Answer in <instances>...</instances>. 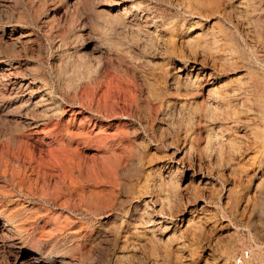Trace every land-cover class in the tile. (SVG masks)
Returning <instances> with one entry per match:
<instances>
[{"label":"rangeland","instance_id":"374dc122","mask_svg":"<svg viewBox=\"0 0 264 264\" xmlns=\"http://www.w3.org/2000/svg\"><path fill=\"white\" fill-rule=\"evenodd\" d=\"M111 1L0 0V221L20 228L14 244L0 232V264H235L245 249L264 264V0ZM202 64L239 93L230 108L185 95L180 69ZM26 76L73 108L14 137Z\"/></svg>","mask_w":264,"mask_h":264},{"label":"bare ground","instance_id":"6f19581e","mask_svg":"<svg viewBox=\"0 0 264 264\" xmlns=\"http://www.w3.org/2000/svg\"><path fill=\"white\" fill-rule=\"evenodd\" d=\"M136 1L138 0H120L121 9L125 12L128 11L129 9L131 10L132 4H134ZM199 1L200 0H180V5H182L186 9H192V6L195 7V3L196 2L199 3ZM114 2L115 1H111V0H99V4L101 5V7H108L109 10L111 11L114 7L113 5ZM129 14L132 16L133 20L139 21L141 23H148V20L152 18V17L151 18L149 17V14H147L146 11L141 12V13L130 11ZM170 41L171 43L174 41V35L170 36ZM185 68L180 69L182 73L180 74L179 77H182L188 82L193 83L192 88H190V90L187 89L185 95H191L193 99L197 101V104L199 103L201 106H204V104L210 103L211 105H214L215 107H218V108L220 107L230 108L232 106V100L235 102L239 100V93L237 92V90L234 89L232 90V92H229L228 90H225L223 88L224 87L223 85H217L219 83L217 80V77H215L212 71L207 70L205 65L202 64L201 66H195L194 69L192 68L190 70L185 69ZM4 69L9 70L7 63L0 64V71ZM0 74H3V73L1 72ZM7 74L8 76H11L13 72H8ZM40 78H41L40 76L20 77L19 79H16L14 84L12 85V91H11L12 97L11 98H12L14 108L19 109L24 113L23 115H21V121H17L14 119L12 120V118L8 120L10 133L14 137L16 136L25 137L24 135L29 136L30 134H32V132H38V129L40 126L47 127L49 118L51 116L50 114L52 111H56V110L66 111L69 107L73 108L71 107V105L68 104L69 102L66 99V97L61 98L60 101L58 100L56 101L54 98V94H53L54 90L49 86L48 83L44 81H39ZM79 89H71L68 95L75 96L77 94H80L78 93ZM260 97L261 96H255L254 103L258 102L264 113V105L262 103L264 102V94L262 95L261 98ZM101 115L103 116V119H106V122L115 121L117 117L115 114H113L112 110H108V109L104 110V112ZM101 124H102V121H101ZM20 131L23 132V134H20L19 133ZM14 132H18V134L15 135ZM41 144H40L41 147H39V150L41 151V153H45L44 150L46 149V154H45L46 157L44 156V157H41L40 159L42 161H45V159L46 160L51 159V157L53 156L51 146H49L47 142L43 143V145ZM59 163L62 164V161H60ZM3 175L5 178H8L6 173H3ZM8 181L10 180L8 179ZM1 213H4L3 209H0V215ZM13 217H14L13 213H8L6 215L5 223H2L0 221V232L6 237H8L12 244H14L15 242L18 241V239H20V228L14 225ZM32 259H33L34 264L45 263V261L41 257L34 256L32 257ZM24 261H25V257L23 253H19L15 257L14 264H23ZM67 263L69 262L57 261V264H67Z\"/></svg>","mask_w":264,"mask_h":264},{"label":"built area","instance_id":"2783aa9c","mask_svg":"<svg viewBox=\"0 0 264 264\" xmlns=\"http://www.w3.org/2000/svg\"><path fill=\"white\" fill-rule=\"evenodd\" d=\"M251 251L249 249L242 250L234 257L235 264H245L246 260L250 258Z\"/></svg>","mask_w":264,"mask_h":264}]
</instances>
